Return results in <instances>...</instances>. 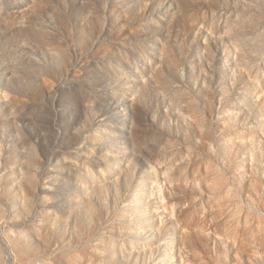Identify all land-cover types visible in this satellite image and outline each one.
I'll use <instances>...</instances> for the list:
<instances>
[{"label": "rangeland", "instance_id": "1", "mask_svg": "<svg viewBox=\"0 0 264 264\" xmlns=\"http://www.w3.org/2000/svg\"><path fill=\"white\" fill-rule=\"evenodd\" d=\"M0 264H264V0H0Z\"/></svg>", "mask_w": 264, "mask_h": 264}]
</instances>
